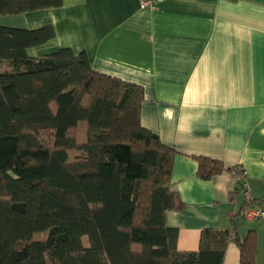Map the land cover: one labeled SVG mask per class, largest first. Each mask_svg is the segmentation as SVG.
<instances>
[{"label": "trees", "instance_id": "1", "mask_svg": "<svg viewBox=\"0 0 264 264\" xmlns=\"http://www.w3.org/2000/svg\"><path fill=\"white\" fill-rule=\"evenodd\" d=\"M61 3L0 0V15ZM52 32L0 23V264H222L231 240L239 264H264L251 229L204 227L196 250L177 248L165 222L183 206L171 185L176 150L141 125L142 87L97 71L84 50L29 55ZM195 158L201 179L231 169Z\"/></svg>", "mask_w": 264, "mask_h": 264}, {"label": "crops", "instance_id": "2", "mask_svg": "<svg viewBox=\"0 0 264 264\" xmlns=\"http://www.w3.org/2000/svg\"><path fill=\"white\" fill-rule=\"evenodd\" d=\"M61 1L0 15V23L50 25L53 35L29 55L84 50L97 71L142 87L141 125L176 150L171 185L183 206L166 210L165 222L178 229V249L196 250L199 231L214 227L239 236L254 230L256 254L258 245L264 253V228L237 213L245 198L264 201V0H158L155 8L140 0ZM198 155L241 165L248 188L227 169L201 179ZM227 243L222 264H239V248Z\"/></svg>", "mask_w": 264, "mask_h": 264}, {"label": "built area", "instance_id": "3", "mask_svg": "<svg viewBox=\"0 0 264 264\" xmlns=\"http://www.w3.org/2000/svg\"><path fill=\"white\" fill-rule=\"evenodd\" d=\"M157 2L158 0H140L139 5L142 8H155ZM229 170L234 178L240 180L238 182L241 185V189L245 191L248 188L247 182H245L246 171L243 170L241 165H234ZM238 213L246 219H262L264 217V207L251 201V198H245V201L238 209Z\"/></svg>", "mask_w": 264, "mask_h": 264}, {"label": "rangeland", "instance_id": "4", "mask_svg": "<svg viewBox=\"0 0 264 264\" xmlns=\"http://www.w3.org/2000/svg\"><path fill=\"white\" fill-rule=\"evenodd\" d=\"M0 68H4V65H0ZM41 134H42V138H44L46 140L45 142L51 143L50 142L51 141V138H50V134H49L48 131L42 130L41 131ZM73 134L78 139L79 138L80 139H83V137H84V129L82 127H78V128H76L73 131ZM70 153H71V158H76L78 156V154H79V152L77 150H73ZM238 216H240V214ZM240 217H242V216H240ZM240 217L238 219L242 221V219ZM245 221H249V220H245ZM248 223H253L258 230H261L262 228H264V221L263 220H260V219H255L254 220V219L251 218V220ZM263 237H264V235H263ZM263 237H262V239H263ZM85 243H87L86 239H85ZM258 246H259V251L257 253V255H258L257 256V259H260L261 260V258L263 257L264 253L262 252V248H261V253H259L260 252V245H258ZM262 247L264 249V240H263V243H262Z\"/></svg>", "mask_w": 264, "mask_h": 264}, {"label": "bare ground", "instance_id": "5", "mask_svg": "<svg viewBox=\"0 0 264 264\" xmlns=\"http://www.w3.org/2000/svg\"><path fill=\"white\" fill-rule=\"evenodd\" d=\"M241 216V215H240Z\"/></svg>", "mask_w": 264, "mask_h": 264}]
</instances>
